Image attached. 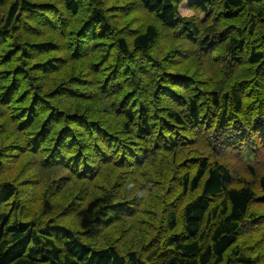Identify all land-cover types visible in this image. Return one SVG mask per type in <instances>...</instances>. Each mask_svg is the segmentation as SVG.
<instances>
[{
	"label": "trees",
	"instance_id": "16d2710c",
	"mask_svg": "<svg viewBox=\"0 0 264 264\" xmlns=\"http://www.w3.org/2000/svg\"><path fill=\"white\" fill-rule=\"evenodd\" d=\"M184 1L139 0L159 23L180 29V39L191 38L188 57L198 67L205 57L210 64L209 71L192 75L188 70L186 75L175 61L170 64L171 57L162 59L176 75L161 81L165 66L150 56L161 36L159 27L148 25L108 43L98 32L106 23L104 11L91 9L80 17L88 0H62L69 13L32 0H0V39L22 31L20 15L28 13L37 17L33 21L48 16L62 46L48 45L51 41L13 45V36H7L10 58L3 59L0 49V103L10 100L1 107L24 106L17 115L30 114L21 126L18 145H25L17 148L14 166L20 165L19 178L38 167L40 204L49 201L54 214L45 206L38 216L25 217L21 209L10 218L0 213V264H264V0H192V9L204 20L181 18L178 8ZM68 15L70 22L63 23ZM110 43L113 55H107ZM30 51L46 61L39 63ZM136 55L155 63L148 81L145 73L135 80L127 75ZM85 58L99 81L68 63ZM50 74L55 89L45 93L43 81ZM167 79L175 96L159 91ZM180 93L185 95L179 98ZM61 94L73 105L89 101L93 106L68 118L67 110L53 102ZM209 107L212 114L206 112ZM75 124L74 138L69 125ZM26 153L31 157L20 161L18 156ZM67 170L73 174L62 176ZM85 175L87 191L67 188ZM53 180L64 183L54 197L48 192ZM59 194L68 203L65 216L54 212L64 205ZM16 195L14 186L0 184V206L13 203ZM89 205L99 209L98 216L90 211L98 220L88 224L89 232L103 231L109 221L120 225L124 239L132 233L136 238H129V246L120 239L99 249L88 245L65 218L70 211L84 213Z\"/></svg>",
	"mask_w": 264,
	"mask_h": 264
},
{
	"label": "rangeland",
	"instance_id": "374dc122",
	"mask_svg": "<svg viewBox=\"0 0 264 264\" xmlns=\"http://www.w3.org/2000/svg\"><path fill=\"white\" fill-rule=\"evenodd\" d=\"M33 3H35L38 6L41 7H45L47 9L49 8H55L58 12H68L66 10V8L62 7L60 5V2H62V0H32ZM86 1H84L85 4ZM192 4V0H185L183 3L180 4L179 8H178V14L181 18L184 19H191V18H196V15H198V13L192 9L191 7ZM141 2H139V0H88V4L86 6L83 7L82 9V14L80 15V17L83 15L84 12L86 11H90L91 9L94 11H104L105 14V18H106V23L101 25L98 29V32L101 34V37L105 36L107 39V42H111L112 40H116L118 37H127L130 38L132 36V34H134V32L141 30V29H145L148 25H155L157 27H159L160 32H161V36L153 50V53L151 57V59H157V64H161L160 66H165V72L163 71L161 73V75L159 74V77H162L161 81L163 80V77H165L166 75L171 76V74H174L172 76H175L176 74L173 72H170L167 68L166 64H162L160 63L161 60L163 59V61L165 62V60H168L169 57H171V61L170 64L173 63V61H175L177 64H175L176 66L180 67L182 70H186L185 72H181L183 74L188 75V70L191 72V74L193 75L195 73L196 70H199L200 72H205V70H208V66L210 67V64H208V57H205L203 59V63L201 66L198 67L197 62H195V60L193 61L191 58L188 57V48H187V44L191 38L184 36L181 39L178 37L179 34H177L179 32L180 29L177 30H173V28L168 27L167 25H163L161 23H159L155 17L150 16V14H148L141 6ZM44 8V9H45ZM69 13V12H68ZM1 17V14H0ZM20 17H22L23 19H21V22L19 24V27H22V31H18V32H14V34L10 35L7 34L5 37H3L4 39H0V46L2 44V46L0 47L1 51H3L5 54H1L3 59L6 58H10L9 53L10 49H7V42H6V37L7 36H13V45L17 44L18 41H22L24 43H30L32 46L33 45H41V43H38V41H51L49 42L48 45L50 44H54L56 46L62 47L60 46L59 43V39H60V34L56 31H54L53 29H51V25L48 22V16L45 17H40L37 19V21H33L35 19L30 18L31 14L28 13H22L20 15ZM200 19L204 20V16L200 15L199 16ZM58 17L55 18V16L52 15V20H56L57 21ZM73 20V18L71 19ZM46 21V23L44 22ZM70 22V18L69 15L68 16H64L63 17V23H69ZM25 24H27V26H25ZM44 24V25H41ZM102 28V29H101ZM39 29V30H37ZM108 29V30H107ZM105 31H107L108 33H106ZM88 34V33H87ZM3 36V35H2ZM180 36V35H179ZM190 36V35H189ZM55 42H54V41ZM111 40V41H110ZM43 45V44H42ZM92 46V45H91ZM91 46L87 49L88 52L91 49ZM110 43V45L108 46V54L107 55H113V49L114 46ZM85 49V42L80 43V50L81 53H83V50ZM13 53V51H12ZM11 53V55H12ZM30 54L32 56H34V59H36L39 63L46 61V56L45 55H39L37 56L35 51H30ZM154 54V55H153ZM105 55V54H104ZM158 55V56H156ZM61 56V55H59ZM138 55L135 56V62L128 63L127 65V75L130 76V79H136V77L139 74H143V78L145 81H148L149 79H147V75L149 73H155L156 72V67H155V63L149 62V58L144 59L141 57H138ZM176 56H178L176 58ZM85 57V56H83ZM141 59V60H140ZM88 58L83 59L82 61L77 60L75 62H69V64L73 66H79L77 70H79L82 74L85 73L87 76H94L92 78V80H97L99 81V77L95 76V74H93V70L94 66L89 65L91 62L87 61ZM91 60V59H89ZM139 60L141 61L139 63ZM68 64V65H69ZM67 65V68H68ZM116 65V64H114ZM91 66V67H90ZM121 66V65H119ZM204 68L202 70V68ZM145 70V71H144ZM178 70V69H177ZM209 71V70H208ZM67 73H69L70 75H74L75 71L72 70H68L65 71ZM91 73V74H90ZM183 74H177L179 76H183ZM38 76V74H36ZM35 75V76H36ZM53 74H50L49 77L46 78L45 81H43V86L45 90H43L45 93L47 92V89H49V91H51L55 86V82L52 80ZM125 78V74L123 75ZM45 78V77H43ZM42 78V79H43ZM55 78V77H53ZM63 78H65L63 76ZM123 78V80L126 83V80ZM188 79V81H190V83L194 84L195 80L193 79H189V76L185 77V79ZM207 78L204 77V79ZM129 79V80H130ZM170 79L173 81L172 77H170ZM160 80H158L159 82ZM70 82V81H69ZM170 81L167 79L166 81V86L161 85V87H159V91L160 92H164V93H172L173 96H175V92L174 90H172V88L167 87L168 83ZM204 84H208L209 82L204 80L203 81ZM12 83V82H11ZM127 84V83H126ZM203 84V86H204ZM202 86V87H203ZM210 86V85H209ZM53 87V88H51ZM111 87V86H110ZM175 89L176 87L173 86ZM201 87V88H202ZM192 88H196L195 86H191ZM55 89V88H54ZM88 90H90L89 87H87ZM206 88L203 87L200 92L203 95V93L206 92L205 90ZM209 89V88H207ZM137 87L133 88V93H138ZM189 90V89H188ZM214 90V89H213ZM92 91V90H91ZM190 91V90H189ZM94 94V92H93ZM92 95V94H91ZM169 95V94H168ZM185 94L184 93H180L178 94V97L181 98L183 97ZM60 97L57 100H54L53 102L56 104V107H58V109L60 108H65L66 111L70 116H68V118H71L73 116H75L76 113H78L79 110H82L83 107L86 106H90L92 107V103H90L89 101H86V103H80L75 104L76 107L73 109V100H68L67 98L63 97L62 94L59 95ZM64 99H63V98ZM10 100H7L5 103H3L4 105L9 103ZM137 101V99H136ZM134 103V101H133ZM0 103V184H10L12 186H14L17 190V195L14 199L13 203H10L9 205H3L1 204L0 206V213H5L7 218H10L12 216V213L15 209L16 212L19 211L21 209V211H23V213H25V217H31L32 213H37V216L40 214V212L42 210H44V206L49 209H51L52 211V215L53 214V207L51 206V203L48 201L46 204H44V206L42 204H40V196L39 193L43 191V184L42 180H41V175L38 176L35 175L38 171L39 173V169L38 167L36 168H31L30 170L27 171L26 177L24 178H19L18 177V172L20 170V165H15L14 166V160L12 158H15V156L17 157L18 154H20V151H17V148H19V146H23L25 145L24 142L20 143V145H18V142L20 140V132L22 130L21 126L26 125L29 122V118H30V114L28 115H22L23 118H20L18 114V112L21 111V109L24 107H16V108H2L1 105H3ZM64 104V105H63ZM206 104L208 105V102H206ZM41 109V107L39 108ZM36 109V110H39ZM70 112V113H69ZM75 114H73V113ZM206 112L212 114L213 113V109L209 107V110H207L206 108ZM85 113V112H83ZM14 115L16 116L14 118ZM8 117V121L6 123L2 124L1 118L2 117ZM205 116V115H204ZM7 125V126H6ZM204 126V124H202ZM69 127L72 128V136L75 138L76 136V128L78 127V125H69ZM8 128V129H5ZM17 129V130H16ZM193 132L196 131L195 127L192 128ZM23 134V133H21ZM24 136H27V133L23 134ZM32 140V139H31ZM79 146V144H78ZM111 153L113 154V152L111 151ZM232 152H226L224 153L225 156L227 157H232L235 156L234 154H231ZM67 156L70 155V152L67 151L66 152ZM31 155L29 154H24L22 156H18V159L20 161L25 160L27 158H30ZM18 168V169H17ZM62 176H67L68 174H73L72 171L67 170V171H63ZM87 178V176L85 175L83 178L81 179H76L73 182V185L69 186L68 185V189H70L71 187H73L74 189H77L78 191L82 192V191H87L88 187L90 186V184L88 183V181H85ZM37 179V180H36ZM29 180V182H28ZM58 181V179L56 180ZM39 182V183H38ZM55 180L51 181L49 183V189L50 192L49 196H57L56 194H58L61 189L59 190V186L60 185H64V183L62 184H58V183H54ZM30 183V184H28ZM28 184V185H26ZM73 189V190H74ZM43 194V193H42ZM62 198H64V195L59 194ZM51 201V200H50ZM66 198H64V201L62 203H64V205L60 208L61 211H59L58 208H56L54 210V212L56 214H61L62 216L67 215V207H68V203L65 202ZM45 201H43L44 203ZM52 202V201H51ZM90 207H85V211L84 213H81L80 215L77 213H71V211L68 213V216L65 218L66 224L72 228V229H80V236L84 241L86 240L88 245H90L91 247L94 246V248H101V247H105V246H114L117 243L116 239H120L122 241V243H125V245L129 246L130 245V241L129 238H136V236H134V233H132L130 236L126 237V239H124L122 236V232L120 229L117 228H121L120 225L117 226L116 224L113 225V223L109 224V221H106L105 223L102 224V230L104 231L105 229H108L107 231L108 234L105 233V231H95L94 228H92L91 232H89L90 228L87 227L88 224H92L94 222H96L95 219L96 217L93 218L94 214L95 215H99V209L98 208H93L91 205H89ZM66 210V211H65ZM93 210V211H92ZM92 211V215H89ZM63 212V213H62ZM66 213V214H65ZM87 215H89L87 217ZM15 218V217H12ZM32 222H39L37 220H31ZM52 222V221H51ZM40 223V222H39ZM109 224V226H108ZM42 229L46 228V225H41L40 227ZM99 230V229H98ZM82 234H93L95 236H82ZM129 244V245H128ZM122 254H125L124 252H120Z\"/></svg>",
	"mask_w": 264,
	"mask_h": 264
}]
</instances>
